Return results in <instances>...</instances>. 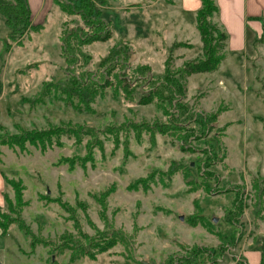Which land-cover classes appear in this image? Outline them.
I'll return each instance as SVG.
<instances>
[{
	"label": "rangeland",
	"instance_id": "rangeland-1",
	"mask_svg": "<svg viewBox=\"0 0 264 264\" xmlns=\"http://www.w3.org/2000/svg\"><path fill=\"white\" fill-rule=\"evenodd\" d=\"M90 1L100 15L83 0H28L39 29L16 40L0 15V213L9 217L0 221L16 220L0 228V264L262 259L264 65L254 59L264 58V34L247 63L229 46L217 71L188 76L183 95H171L168 61L174 78L203 54L196 17L180 16L178 0ZM54 128L44 150L6 143Z\"/></svg>",
	"mask_w": 264,
	"mask_h": 264
},
{
	"label": "trees",
	"instance_id": "trees-1",
	"mask_svg": "<svg viewBox=\"0 0 264 264\" xmlns=\"http://www.w3.org/2000/svg\"><path fill=\"white\" fill-rule=\"evenodd\" d=\"M102 4L106 3V0H100ZM202 3L201 9L197 13V29L199 31L201 42H202V50L203 54L202 57L199 59H195L193 61L187 62L183 68H181L178 72H174L175 77L173 78V73L169 70L170 68V62L167 63V69L166 73L164 75V82L168 83L169 89L171 91V95L175 91H179L182 95L184 93V85L183 81L186 80V78L190 75L197 74V73H211L215 72L219 69L222 62L226 59V47H227V41H228V35L222 31L217 23L213 21V18L215 14L218 12V6L216 4L215 0H200ZM64 11L67 13H78L81 14V7L80 6H74L71 7L70 5H67L65 2H58ZM83 3L86 4L89 8V12H94V7L91 4L90 0H83ZM82 3V5H83ZM69 4V3H68ZM80 7V8H79ZM75 8H78V10H75ZM75 12V13H74ZM96 15H100V12H94ZM0 15H2L5 18L6 25L11 28L10 32V38L12 40L17 39V35H20L21 37L28 31H32L34 29H39V26H34L32 23V12L30 9V6L28 4V0H13V2H4L0 0ZM111 36V32H108L104 37H97L92 41H104L109 39ZM79 39V38H78ZM91 41L83 42V43H90ZM64 50V48H63ZM68 57V56H67ZM70 58V57H69ZM68 58V59H69ZM120 86H122L123 81L119 79ZM164 87L165 84L163 85ZM167 86V87H168ZM83 86L79 87V90H81ZM85 88V87H83ZM82 88V89H83ZM122 89L127 93L129 92V86L125 85L122 87ZM155 92L150 94L147 97L143 98V104H149L154 100ZM165 99V96H163ZM168 97L166 98V100ZM212 121L216 120V115H213L211 117ZM264 122V120H262ZM161 130L163 131L164 125L160 126ZM58 128H54L50 131H41V132H35L33 135L29 132H25L22 136H9L8 143L11 147L13 146H19L22 150H25V143L29 141L32 145L35 146H42V149L44 150L48 145L51 146L52 140L55 136L59 137L57 134ZM48 143V145H47ZM13 184L16 185V182L11 181ZM17 196L19 199H21V193L18 191ZM199 208V207H198ZM1 214V213H0ZM2 218L6 219L9 217L6 214H1ZM202 218V222L199 223L202 226L209 229V231L215 235H217L219 238H222L221 234L219 232H216L210 224H208L207 218H205L202 214L197 215V217ZM16 220H9L8 222H1L0 221V228L3 230V232H7L9 229V226L11 223L15 222ZM210 223V222H209ZM192 226L196 227L198 223L195 221L191 222ZM200 247H197V252L194 254L198 255L200 252ZM205 250V249H204ZM209 251V250H206ZM212 252H215L213 250ZM236 264H248L247 262L243 260H238ZM260 264H264V251L262 255V259L260 261Z\"/></svg>",
	"mask_w": 264,
	"mask_h": 264
},
{
	"label": "crops",
	"instance_id": "crops-1",
	"mask_svg": "<svg viewBox=\"0 0 264 264\" xmlns=\"http://www.w3.org/2000/svg\"><path fill=\"white\" fill-rule=\"evenodd\" d=\"M215 1L218 6V12L215 14L213 21L228 35L226 48L232 46L237 52L242 54L244 61L247 63L248 59H250L247 54L249 46L252 42H257L256 44H258L264 34V0ZM201 6L200 0H178V3L174 1V7L179 9L180 16L196 17V24L197 13L201 9ZM254 60L256 65H264V58L260 57ZM245 62L244 64H246ZM217 81L220 82L219 87L224 89L225 84H227L226 80L222 77H217ZM228 126L232 127L234 124L231 123ZM6 179L5 173L0 167V206H3L5 202ZM247 256L248 261L254 262H249V264H260V253L257 254L255 252ZM241 260L247 262L245 259Z\"/></svg>",
	"mask_w": 264,
	"mask_h": 264
}]
</instances>
